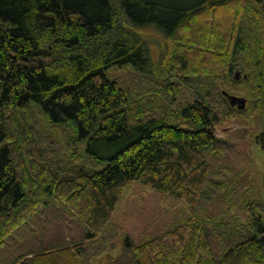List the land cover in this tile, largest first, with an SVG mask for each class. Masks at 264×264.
<instances>
[{
  "label": "trees",
  "instance_id": "trees-1",
  "mask_svg": "<svg viewBox=\"0 0 264 264\" xmlns=\"http://www.w3.org/2000/svg\"><path fill=\"white\" fill-rule=\"evenodd\" d=\"M254 1L264 3L0 0V245L40 217L57 194L81 215L89 242L47 243L13 264H91L107 250L109 237L124 232L110 219L132 182L184 199L194 211L210 173L202 149L215 141L214 126L229 112L217 79L235 87L234 70L250 65L245 85L264 106V24ZM150 28L173 44L164 70L170 77L161 80L160 94L145 69ZM172 77L195 88L200 100H185ZM124 78L133 79L134 94ZM59 129L76 142L60 152ZM70 146L73 158L84 162L72 168L74 178L60 181L56 160ZM195 221L145 245L132 244L133 257L122 255L112 264H264L259 211L252 226L236 216L217 225L226 248L220 261Z\"/></svg>",
  "mask_w": 264,
  "mask_h": 264
},
{
  "label": "rangeland",
  "instance_id": "rangeland-1",
  "mask_svg": "<svg viewBox=\"0 0 264 264\" xmlns=\"http://www.w3.org/2000/svg\"><path fill=\"white\" fill-rule=\"evenodd\" d=\"M180 1L183 3L189 0ZM253 3L260 11L258 22L264 24V3L257 4L255 1ZM227 14L228 11H225L219 23L224 21ZM124 18L122 15V20ZM145 33L150 53V62L145 69L159 82L154 90L160 94L164 90L161 80L170 77L164 70L170 62L173 44L169 36L156 28H150ZM186 55L190 56L188 53ZM249 72L250 75L253 72L250 65H238L231 76L234 78L235 75V80L238 81L235 87L227 86L228 83H225L227 78L215 80L219 89L244 96L248 102L244 110L231 107L228 102L229 112L224 114L222 121L214 126L215 141L202 149L201 153L210 165V173L208 180L202 186L194 211L184 199L175 198L140 182H132L110 219L111 224L121 227L124 234L117 232L109 237L107 250L92 258L91 264H112L122 255L132 258L133 256L130 255L132 244L145 245L193 220L204 228L214 257L216 261H220L226 253V248L217 225L220 222L229 223L236 216L242 224L252 226L256 211L264 215V106L258 107L255 104V97L245 85ZM115 74L118 73L111 72L110 77L116 78ZM128 76L135 78L133 75ZM132 80L124 78L122 82L124 88L131 87L129 93L134 94L136 91L132 88L135 83ZM170 80L180 82L181 96L185 100L195 104L200 100L197 90L188 83L175 77ZM150 100L152 96L148 98V101ZM63 127L67 126H60ZM65 132L67 133L66 130L59 129L56 138L58 152L64 146L76 143L71 139L66 141ZM65 150L68 153L63 155L64 158L59 157L56 160L58 162L54 168L60 181L68 176L74 178L76 175L71 172L72 168L77 169L79 162H84L81 156H79L80 161L76 156L73 158L71 154L75 151L73 147L70 146ZM53 161L55 163L54 157ZM53 197L50 198L49 205L39 213L40 217L36 216V219L17 228L11 238L0 245V264H13L21 258L24 251H26L24 254L31 257L39 247L47 243H56L60 246L89 243L84 239L87 224L82 220L81 215L71 211L67 201L62 200L58 194ZM21 242H25L23 246L18 245Z\"/></svg>",
  "mask_w": 264,
  "mask_h": 264
},
{
  "label": "water",
  "instance_id": "water-1",
  "mask_svg": "<svg viewBox=\"0 0 264 264\" xmlns=\"http://www.w3.org/2000/svg\"><path fill=\"white\" fill-rule=\"evenodd\" d=\"M236 77L239 78L238 76ZM223 94L228 98L229 103L232 107H236L239 110H244L247 107L248 100L246 97L231 94L226 90L223 91Z\"/></svg>",
  "mask_w": 264,
  "mask_h": 264
}]
</instances>
